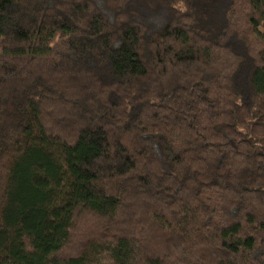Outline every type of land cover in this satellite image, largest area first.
Returning a JSON list of instances; mask_svg holds the SVG:
<instances>
[{
	"label": "trees",
	"instance_id": "1",
	"mask_svg": "<svg viewBox=\"0 0 264 264\" xmlns=\"http://www.w3.org/2000/svg\"><path fill=\"white\" fill-rule=\"evenodd\" d=\"M0 264H264V0H0Z\"/></svg>",
	"mask_w": 264,
	"mask_h": 264
}]
</instances>
